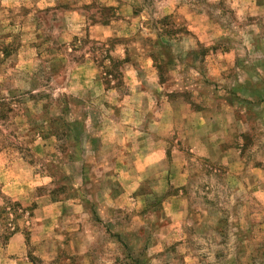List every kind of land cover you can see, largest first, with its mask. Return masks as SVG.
Returning <instances> with one entry per match:
<instances>
[{"label": "rangeland", "instance_id": "374dc122", "mask_svg": "<svg viewBox=\"0 0 264 264\" xmlns=\"http://www.w3.org/2000/svg\"><path fill=\"white\" fill-rule=\"evenodd\" d=\"M0 264H264V0H0Z\"/></svg>", "mask_w": 264, "mask_h": 264}, {"label": "trees", "instance_id": "16d2710c", "mask_svg": "<svg viewBox=\"0 0 264 264\" xmlns=\"http://www.w3.org/2000/svg\"><path fill=\"white\" fill-rule=\"evenodd\" d=\"M113 63L116 64L114 61H113ZM108 70H109L110 73L114 72V70H111V69H108Z\"/></svg>", "mask_w": 264, "mask_h": 264}]
</instances>
